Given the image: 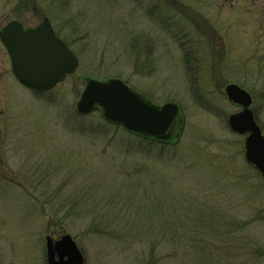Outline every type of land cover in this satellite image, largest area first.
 Here are the masks:
<instances>
[{
    "label": "rangeland",
    "instance_id": "1",
    "mask_svg": "<svg viewBox=\"0 0 264 264\" xmlns=\"http://www.w3.org/2000/svg\"><path fill=\"white\" fill-rule=\"evenodd\" d=\"M45 17L79 66L40 93L0 42V264H47L64 234L84 264H264V177L224 93L248 90L264 131V0H0V28ZM86 78L177 104V141L79 114Z\"/></svg>",
    "mask_w": 264,
    "mask_h": 264
},
{
    "label": "water",
    "instance_id": "2",
    "mask_svg": "<svg viewBox=\"0 0 264 264\" xmlns=\"http://www.w3.org/2000/svg\"><path fill=\"white\" fill-rule=\"evenodd\" d=\"M0 41L6 48L13 74L20 82L37 91H48L73 74L79 60L54 32L49 18L35 28L25 29L22 22L11 20L0 29ZM224 93L241 108L232 113L228 124L232 131L244 135L245 159L264 177V133L255 119L252 95L236 83L228 84ZM96 107L104 118L137 135L169 141L179 113V106H163L133 91L120 79H88L77 112L87 115ZM47 264H84L85 258L70 234L59 240L46 237Z\"/></svg>",
    "mask_w": 264,
    "mask_h": 264
},
{
    "label": "flooded vegetation",
    "instance_id": "3",
    "mask_svg": "<svg viewBox=\"0 0 264 264\" xmlns=\"http://www.w3.org/2000/svg\"><path fill=\"white\" fill-rule=\"evenodd\" d=\"M55 31H56V33L59 35V36H61L60 35V33L58 32V30L55 28ZM64 39V38H63ZM65 40V39H64ZM66 41V40H65Z\"/></svg>",
    "mask_w": 264,
    "mask_h": 264
},
{
    "label": "trees",
    "instance_id": "4",
    "mask_svg": "<svg viewBox=\"0 0 264 264\" xmlns=\"http://www.w3.org/2000/svg\"><path fill=\"white\" fill-rule=\"evenodd\" d=\"M144 139V138H143ZM147 140V139H146ZM174 140V142H176L177 141V137L175 138V139H173ZM153 141V140H152Z\"/></svg>",
    "mask_w": 264,
    "mask_h": 264
}]
</instances>
